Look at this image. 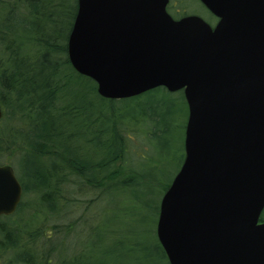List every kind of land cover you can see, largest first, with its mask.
<instances>
[{"label": "water", "instance_id": "95a60500", "mask_svg": "<svg viewBox=\"0 0 264 264\" xmlns=\"http://www.w3.org/2000/svg\"><path fill=\"white\" fill-rule=\"evenodd\" d=\"M199 1L214 25L168 0H77L67 57L104 98L183 92L184 155L155 225L168 263L264 264V0ZM21 196L0 164V216Z\"/></svg>", "mask_w": 264, "mask_h": 264}, {"label": "trees", "instance_id": "16d2710c", "mask_svg": "<svg viewBox=\"0 0 264 264\" xmlns=\"http://www.w3.org/2000/svg\"><path fill=\"white\" fill-rule=\"evenodd\" d=\"M41 2L0 0V162L6 155L18 159V181L25 197L12 214L0 216V256L12 252L5 264H51L49 255L56 253L54 264H89L78 250L69 255L60 252L71 225H57L53 218L70 205H78L79 200L70 198L72 191L82 192L83 187L87 192L98 191L101 200L103 191L115 184L127 187L133 177L138 180L141 174L127 163L125 136L135 128L146 131L140 124L142 116L135 119L133 114L121 113L115 118L105 114L106 107L117 101L147 99L159 91L178 95L186 103L182 90L170 92L162 86L128 98L100 96L95 82L77 73L67 57L77 0L68 7L59 4L67 9L62 20L32 4ZM46 6L53 5L49 1ZM16 10L22 12L20 18H13ZM98 104L103 106L101 112ZM107 108L112 109L111 105ZM97 112L104 127L93 131ZM92 131L103 133V140L85 138ZM88 206L86 210L93 207ZM26 210L28 216L15 221ZM259 220L264 217L260 215ZM94 230L89 226L86 232L91 235ZM154 238L160 256L169 264L155 234Z\"/></svg>", "mask_w": 264, "mask_h": 264}, {"label": "rangeland", "instance_id": "374dc122", "mask_svg": "<svg viewBox=\"0 0 264 264\" xmlns=\"http://www.w3.org/2000/svg\"><path fill=\"white\" fill-rule=\"evenodd\" d=\"M49 1L53 6L48 8L46 3ZM72 2L73 0H43L41 2L43 4H32L47 8L46 10L52 17L62 20L64 19L63 13L67 9H63L59 4L63 3L68 7L72 5ZM168 7L174 18L196 14L211 25L216 20L199 0H168ZM21 13L16 10L13 11L12 16L20 18ZM145 99L128 100L126 103L117 101L107 106L111 105L112 109L106 107L104 111L106 115L115 118L121 113L122 115L133 114L135 119L142 116L140 124H143L146 131H140V133L135 128L131 132L132 135L126 133L125 136L129 150L126 156L127 163L134 166L135 170L141 174L140 178L137 180L133 177L130 181L131 185L127 187L115 184L108 190H104L101 200L100 195H96L99 194L98 191L87 192L84 187L82 192L72 191L70 198L79 200L78 205L65 208L59 217L53 218L52 222L60 226L71 225V232L65 236V242L59 243L60 252L66 251L65 254L69 255L73 250H78L82 252L83 261L89 264H100L101 262L103 264L167 263L160 256L155 243L154 234L156 236L155 225L158 215L156 209L159 208L164 187L177 172L182 159L186 106L178 95L173 96L163 91ZM98 106L100 107L98 112H101L103 106L99 104ZM98 112L97 117H99ZM103 123L104 120L99 117L91 129L100 130L104 127ZM108 124L111 123L108 122ZM93 131L86 132L85 138L94 137L97 141H102L103 133L97 135ZM82 137L80 136L81 140H83ZM91 146L90 144L88 147ZM4 163L11 165L18 179L20 174L18 159L15 160L6 155L0 162V164ZM23 198H25L24 194L21 199ZM86 206L93 207L86 210ZM27 213L26 210L15 216V221L25 219L28 216ZM261 216L264 217V209ZM45 226H47V235H49L51 222ZM85 226L86 228L87 226L88 228L89 226L94 227L95 230L91 235L89 231L86 232L88 228L86 230ZM80 229H83L82 234H74V230L76 232ZM71 240L73 242H69ZM11 254V251L4 252L0 256V264H5ZM55 255L56 253L49 255L51 264H54Z\"/></svg>", "mask_w": 264, "mask_h": 264}, {"label": "flooded vegetation", "instance_id": "af4514ba", "mask_svg": "<svg viewBox=\"0 0 264 264\" xmlns=\"http://www.w3.org/2000/svg\"><path fill=\"white\" fill-rule=\"evenodd\" d=\"M168 4V3H167ZM167 4H166V11L170 14V12H169V7L167 8ZM207 10V9H206ZM208 11V10H207ZM209 12V11H208ZM210 13V12H209ZM171 15V14H170ZM172 16V15H171ZM212 16L213 17H215L213 14H212ZM181 17V16H180ZM216 18V20H215V22L217 21V17H215ZM215 24V23H214ZM213 24V25H214Z\"/></svg>", "mask_w": 264, "mask_h": 264}]
</instances>
